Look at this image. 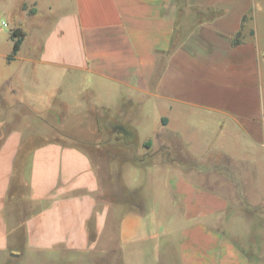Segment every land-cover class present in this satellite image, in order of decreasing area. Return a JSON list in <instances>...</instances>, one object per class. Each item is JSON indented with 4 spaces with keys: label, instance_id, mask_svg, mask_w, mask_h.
Returning a JSON list of instances; mask_svg holds the SVG:
<instances>
[{
    "label": "crops",
    "instance_id": "1",
    "mask_svg": "<svg viewBox=\"0 0 264 264\" xmlns=\"http://www.w3.org/2000/svg\"><path fill=\"white\" fill-rule=\"evenodd\" d=\"M57 1L44 21L36 1H20L34 19L32 42L22 19L0 10V68L12 67L0 78L3 99L35 112L108 109L114 121L96 119L95 139L112 143L114 129H134L142 160L154 163L131 181L143 208L121 212L99 202L98 169L83 148L49 139L21 154L31 126L17 122L0 142V264L102 254L108 235L119 264H263L226 221L230 198L264 201L261 1ZM13 28L25 37L8 61Z\"/></svg>",
    "mask_w": 264,
    "mask_h": 264
},
{
    "label": "rangeland",
    "instance_id": "2",
    "mask_svg": "<svg viewBox=\"0 0 264 264\" xmlns=\"http://www.w3.org/2000/svg\"><path fill=\"white\" fill-rule=\"evenodd\" d=\"M20 1L26 2V5L36 1L37 9L41 11L38 19L43 21L44 13L47 12V7L51 2L50 0H1L0 2V10L6 7L12 15L14 14L13 16L22 19L23 27L32 33L29 34V42H32L35 39L33 37L35 29L31 25L34 19L25 14L24 9L20 6ZM60 1H57L58 6ZM260 1L257 31L259 40L264 47V0ZM57 10L58 8L54 6V11ZM11 71V66L6 64L1 66L0 78L5 77L6 79ZM3 97L4 95L0 91V142L8 129L20 121H26L31 126L29 129L30 143L23 145L21 154H28L39 142L49 139L71 141L83 148L97 166L103 187L102 194L99 195V202L117 205L121 212L143 208V191L140 185H134L131 181L138 172L137 169L154 162L150 159L142 160L141 152L144 148L140 144L136 130L127 129L128 134L118 131L114 135L115 142L103 141V143H99V138L95 139V120H100L102 125L112 120L108 109L95 113L91 104L89 113L86 114L83 112L84 107L81 109L78 104H74L59 106L58 110L54 112H35L33 111L35 108L28 104H21L15 98L11 100L3 99ZM87 98L89 99V96ZM110 132L111 130L103 128L101 136L108 137ZM239 185L240 188L243 187L242 184ZM230 200L233 206L226 221L234 232L236 244L254 262L263 261L264 264V201L240 196L230 198ZM107 231L109 233L110 230L107 228ZM111 237L108 235L98 243L97 247L101 248L99 250L103 252L102 254L87 253L81 257L59 255L53 262L55 264H119L120 255L117 248L112 246L106 251ZM7 264H14V261L7 257Z\"/></svg>",
    "mask_w": 264,
    "mask_h": 264
},
{
    "label": "trees",
    "instance_id": "3",
    "mask_svg": "<svg viewBox=\"0 0 264 264\" xmlns=\"http://www.w3.org/2000/svg\"><path fill=\"white\" fill-rule=\"evenodd\" d=\"M32 12L35 11L34 9L31 10ZM11 34V38L13 39L14 41V45H13V49H12V52L11 54H9V56L7 57V60L8 61H11L15 58V55L17 54V52L19 51L20 47H21V44L23 42V39L25 37V32L21 29V28H13L10 32ZM121 132V133H124V134H128V130L127 129H123L122 128H117V130L115 131V129L113 130V133L115 132ZM91 228V236L94 238L95 237V230L92 226H90Z\"/></svg>",
    "mask_w": 264,
    "mask_h": 264
},
{
    "label": "built area",
    "instance_id": "4",
    "mask_svg": "<svg viewBox=\"0 0 264 264\" xmlns=\"http://www.w3.org/2000/svg\"><path fill=\"white\" fill-rule=\"evenodd\" d=\"M4 25H5V26H7V23H6V22H4Z\"/></svg>",
    "mask_w": 264,
    "mask_h": 264
}]
</instances>
